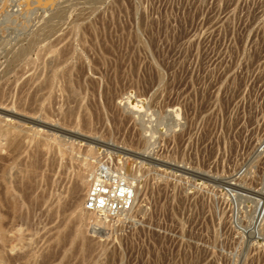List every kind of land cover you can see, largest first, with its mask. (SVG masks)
<instances>
[{
  "label": "rangeland",
  "instance_id": "374dc122",
  "mask_svg": "<svg viewBox=\"0 0 264 264\" xmlns=\"http://www.w3.org/2000/svg\"><path fill=\"white\" fill-rule=\"evenodd\" d=\"M1 9L0 75L27 55L21 78L0 76L2 108L25 119L0 137V264H264V0ZM89 157L86 173L107 160L136 189L99 233L72 187Z\"/></svg>",
  "mask_w": 264,
  "mask_h": 264
},
{
  "label": "bare ground",
  "instance_id": "6f19581e",
  "mask_svg": "<svg viewBox=\"0 0 264 264\" xmlns=\"http://www.w3.org/2000/svg\"><path fill=\"white\" fill-rule=\"evenodd\" d=\"M68 14V9L66 7H62L60 9L59 7V10L54 14L55 18H58L59 20H64V18L67 16ZM3 15V10L1 9L0 10V17ZM27 20V19H26ZM25 20V22H26ZM81 21H83L82 19L79 18V21L76 22L75 26L76 27H79L80 26V23ZM2 24V23H1ZM0 24V25H1ZM19 25H22V24H19ZM18 25V28L20 27ZM26 25V24H25ZM56 27H57V24H48L46 27H44L43 29L41 30H38L37 32H32L31 36L29 37V46H32V45H35L39 42V39L41 36H46V37H49L53 34V32L56 30ZM4 25L0 27V31L4 30ZM5 28H7L6 30H8L9 28L5 26ZM16 28V27H15ZM21 28V27H20ZM86 29V28H85ZM84 29V30H85ZM19 30V29H18ZM22 30V29H21ZM15 31V30H14ZM12 30V32H14ZM17 31V30H16ZM4 34V32H3ZM0 35H2V32H0ZM2 37V36H1ZM5 38V37H4ZM3 38V39H4ZM11 41V40H10ZM7 42V41H6ZM8 43V42H7ZM6 43V44H7ZM4 44V45H6ZM8 45V44H7ZM53 45V44H52ZM51 45V46H52ZM50 47V46H49ZM51 48V47H50ZM4 49V48H3ZM3 49H0L3 51ZM8 53V52H7ZM27 55V50L24 49V48H21L19 47L17 52H15L12 56V59L8 58V61H7V65L5 66V68L3 69L2 71V75H0L1 77H6L7 76V73H9L10 71L14 70L15 74H16V77L17 78H21L22 75L24 74V69L22 67V62L23 60L25 59ZM9 56V55H8ZM58 59L56 60L58 64L56 65H59L60 63H62V61L60 60L59 57H57ZM65 73H67V71L63 72L62 75H64ZM1 78V79H3ZM4 97H5V91L4 89L0 88V137H9V135H11L14 130L17 128L15 126H12L11 125V119L13 117H17L16 115H14L13 113L9 112L7 109H4L2 108V105H4L3 101H4ZM141 102V101H138L137 99H132L129 101V104L128 105V109H125L126 112H128L129 114H136L137 112L140 111V105H138V103ZM143 102V101H142ZM73 103V102H72ZM11 111V110H10ZM16 114V113H15ZM132 115V116H133ZM38 117V116H37ZM17 118H20L21 120H24V118H21V117H17ZM31 121V120H30ZM38 123V122H37ZM44 123V122H43ZM46 125V124H45ZM50 125V124H49ZM56 126V125H55ZM47 127V126H46ZM52 127V126H51ZM58 127V126H57ZM59 130V129H58ZM49 131V130H48ZM55 131V130H54ZM57 132V131H56ZM59 132V131H58ZM59 138V137H58ZM2 140V139H1ZM6 140V139H5ZM94 142V140H93ZM96 144V143H95ZM3 146V145H1ZM1 148V147H0ZM8 148V147H7ZM98 150H100V148L96 147ZM66 149V148H65ZM94 154V153H93ZM127 160V159H126ZM93 164V157H89V159H86L84 160L83 162H80L76 169H75V179H74V186L73 187V192L74 194H76V203H79V201H81L82 199V196H83V192L85 191V201L87 199V196L90 192V189H91V181H90V176L94 170V168L92 169L91 173H90V170H89V173H86L87 171V166L88 168H91ZM131 164V163H130ZM127 168H128V165H127ZM125 169V168H124ZM65 170V169H64ZM131 170V169H130ZM127 177V183L129 184V186L131 187V192H132V195H133V203H135L137 201V198H136V189L135 187L133 186L132 183H130L131 180H133V178H130V176L126 175ZM232 184H230L231 186ZM188 187V186H187ZM87 188V189H86ZM188 189V188H187ZM138 193V191H137ZM134 205V204H133ZM140 208V207H139ZM86 210V209H85ZM139 211V210H138ZM86 212L88 213L89 215V223L91 222H95L96 219H95V216L91 213H89L87 210ZM264 213V212H263ZM80 217V216H78ZM263 217H264V214H263ZM263 217H262V220H263ZM261 225V222L259 223V226L260 227ZM263 226V225H262Z\"/></svg>",
  "mask_w": 264,
  "mask_h": 264
},
{
  "label": "built area",
  "instance_id": "2783aa9c",
  "mask_svg": "<svg viewBox=\"0 0 264 264\" xmlns=\"http://www.w3.org/2000/svg\"><path fill=\"white\" fill-rule=\"evenodd\" d=\"M126 171L107 160H99L90 176L91 189L85 201V209L95 216L90 223L94 233L126 216L133 206L131 187L127 183Z\"/></svg>",
  "mask_w": 264,
  "mask_h": 264
}]
</instances>
